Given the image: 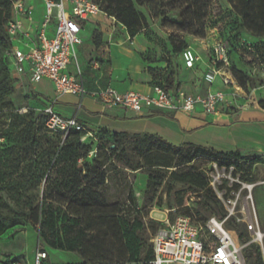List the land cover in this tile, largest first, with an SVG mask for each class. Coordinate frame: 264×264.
Masks as SVG:
<instances>
[{
    "label": "trees",
    "instance_id": "16d2710c",
    "mask_svg": "<svg viewBox=\"0 0 264 264\" xmlns=\"http://www.w3.org/2000/svg\"><path fill=\"white\" fill-rule=\"evenodd\" d=\"M16 1L25 2L0 0V115L12 108L9 98L15 92L11 61L6 56L10 47L6 26L12 19V8ZM213 1L96 0L108 17L114 18L126 29L130 38L150 32L148 19L139 9L145 11L149 19L160 21L162 27L171 31L169 46L159 39H149L161 44V61L165 63L155 68L152 76L157 69L168 65V57H179L182 50L187 48L184 47L185 37L205 36V25ZM236 1L242 19L252 30L253 36L263 38L264 0ZM95 42L99 46V42ZM255 48L254 54L258 57L262 51L259 47ZM231 62L235 81L246 89L251 79L233 66L232 56ZM259 108L264 111V100L259 103ZM46 121L47 116L41 111L36 113L28 109L24 114L11 113L7 127L0 131V139L5 143L3 153H16L18 157L23 152L24 156L33 152L36 171L39 169L38 174L41 172L37 179L44 181L41 205L30 203L28 214L0 213V237L6 233L9 224H30L37 228L41 251L47 255L48 249L76 254L80 264H149L153 258V248L144 252V241L139 235L145 224L139 217H133L140 207L134 200L128 201L125 206H112L107 200L108 174L111 167L117 168L116 162H124L123 169L137 171L147 168L151 171L146 186L148 190L156 192L164 179L181 185L183 189L175 191L170 209L182 210L184 215L190 211L189 198L199 193L209 196L221 211L217 217L220 220H224L227 213L212 194L205 167L215 163L219 168L241 173L264 162L258 157H243L239 152H218L194 144L175 146L156 135H131L107 129H99L94 135L80 122L84 130H71L63 135L50 131ZM48 133L51 137H47ZM88 133L92 134L86 138L89 143L82 141ZM129 144L136 146L143 164L134 166L118 153L120 149L125 153ZM170 190L172 192L173 188ZM226 224L228 228L232 227L239 242L246 245L243 251L245 263L264 264L259 248L249 243L247 234L240 231V226L230 218Z\"/></svg>",
    "mask_w": 264,
    "mask_h": 264
},
{
    "label": "rangeland",
    "instance_id": "374dc122",
    "mask_svg": "<svg viewBox=\"0 0 264 264\" xmlns=\"http://www.w3.org/2000/svg\"><path fill=\"white\" fill-rule=\"evenodd\" d=\"M234 1L215 0L211 18L207 20L205 27L210 22L208 27L214 32L208 34L212 39L232 37L237 43L245 42V46H242L240 51L234 50L231 54L233 66L237 70L246 73L251 79L246 89L241 88L243 93L240 94V98H243L245 104L252 108L260 109L259 103L264 100V37L257 38L253 36L252 30L242 19L241 12L237 8V1ZM25 3L35 5L37 15L43 12L42 0H25ZM139 10L147 17L150 25V32H142V34L148 39L164 41L169 46L171 31L162 27L160 21L149 19L148 14L142 9ZM104 24L115 36L126 32V29L114 18L107 17ZM219 25H223L226 29L224 31L213 30ZM93 37L98 42L102 41V34H99L97 30L94 31ZM206 38V33L201 38L185 37L186 45L184 47H192L201 55L203 60L207 61L211 42L207 41ZM255 47H259L262 51L259 54V59L254 54ZM171 65L177 76L186 82L182 84L183 90L188 93L204 94L206 92L202 80L203 64H199L200 66L195 71L189 72L184 70L179 57L172 56ZM36 92L43 95L53 93L52 88L47 84L35 85L28 83L24 85L20 80H15V92L9 98L12 108L5 110L0 115V131L7 127L11 113L24 114L28 109L38 113L42 110L36 107L37 103L30 102L37 100V97L34 96ZM26 94H29L30 97H27ZM81 108L77 107L76 112L78 114ZM97 133L94 132V135ZM129 134L146 135V133H140L139 131ZM47 137H51V134L48 133ZM84 141L87 142L88 140L85 139ZM4 148L5 143L0 139V213L3 215L28 214L30 203H33L34 206L41 205L44 192V181L37 179V175H41V172L38 174L39 169L36 171L35 154L30 152L24 156L23 152L17 157L16 153L13 155L3 153ZM126 149L125 153H122L121 149L118 152L121 153L123 159L130 160L134 166L138 163H144L143 158L137 154L135 145L129 144ZM122 163L124 162H116L117 168H114V166L110 168L111 171L108 174L109 179L105 190L106 197L112 206H125L128 201L134 200L136 205L140 207V211L134 214L133 217H139L145 224L144 229L139 233L144 241V252L153 248L152 240L156 232L164 226L163 221L166 219L170 224L175 223L180 218L190 219L196 223H205L212 216H220L219 207L215 206L209 196L203 193L189 198L188 207L190 211L188 214L184 215L182 210L170 209L172 208L175 191L183 189L181 185L172 184L171 181L164 179L163 185L157 188L156 192L148 190L146 186L151 171L147 168L137 171L123 169ZM205 171L210 181L212 194L226 213V208L235 207V215L230 219H233L240 226L242 233L247 234L249 243L259 248L264 261V162L253 166L247 172L241 173H235L233 169L219 168L215 163L207 165ZM47 173H49V170ZM170 187L173 188L172 192H170ZM232 193L235 195H232ZM219 194L222 195L225 201L233 199L235 204L225 207ZM254 213L257 215L263 235L262 244L254 243L253 237L248 232V225L251 223V217ZM238 220L240 221L238 222ZM229 229L232 231L231 226H229ZM38 238L37 228L30 224L24 222L9 224L6 233L0 237V264H35L36 254L40 249ZM47 252L49 255L45 264H71L77 259V256L72 253L52 249H48Z\"/></svg>",
    "mask_w": 264,
    "mask_h": 264
},
{
    "label": "built area",
    "instance_id": "2783aa9c",
    "mask_svg": "<svg viewBox=\"0 0 264 264\" xmlns=\"http://www.w3.org/2000/svg\"><path fill=\"white\" fill-rule=\"evenodd\" d=\"M45 15L35 33L32 29L33 5L24 1H16L12 8V19L6 26L10 47L6 56L10 59L12 69L17 75L25 76L30 84H38L44 80L54 86L55 99L64 95L79 98V107L83 100L90 95L103 105L121 107L135 113L157 109L162 111L193 115L196 112L205 116H217L226 109H231L243 93L235 81L232 72L231 54L240 51L245 42L237 43L232 37L227 39L210 38V22L205 27L206 39L209 44V59L203 60L201 55L192 47H187L179 55L184 70H194L198 64L204 65L203 83L208 90L204 93H188L183 90L184 83L172 68V57L163 69H157L152 76L153 95L146 96L134 92L119 93L111 87L89 93L85 87L78 65L76 74L68 72L73 60H76V49L82 44L80 33L83 25L104 15L101 5L96 0H42ZM215 0L213 1L214 5ZM212 5V7H213ZM211 7V14H212ZM211 14L210 17L211 18ZM24 22L28 23L27 29ZM54 26L53 36L48 29ZM226 27L219 25L213 30L224 31ZM252 50V49H250ZM259 59V56L257 57ZM220 86L215 91L210 90L215 84ZM239 110L249 109L248 104L237 105ZM47 116L46 126L50 131L67 135L71 130L82 131L84 127L78 121V112L67 119L58 115L53 106L40 110ZM92 136L88 133L82 139ZM92 152L91 154H93ZM232 195H235L232 193ZM225 204L234 205L233 199ZM227 217L220 220L210 217L205 223H196L190 219L180 218L170 224L166 219L153 240V258L149 264H246L242 245L236 234L227 227V220L235 215V207L226 208ZM240 220H238L239 222ZM248 232L253 242L263 243L257 215L251 217ZM48 258L46 252L37 251L35 264H44Z\"/></svg>",
    "mask_w": 264,
    "mask_h": 264
},
{
    "label": "crops",
    "instance_id": "0c3cea01",
    "mask_svg": "<svg viewBox=\"0 0 264 264\" xmlns=\"http://www.w3.org/2000/svg\"><path fill=\"white\" fill-rule=\"evenodd\" d=\"M42 10L43 12L37 15L34 5L35 25L31 30L32 33L36 32L43 21L44 4ZM105 21L107 17L99 15L83 25L80 33L82 44L77 47L76 60L72 61L68 72L75 75L78 65L89 93L111 87L119 93L134 92L146 96L153 95L152 71L165 64L161 61V44L155 40H149L144 34L134 38H130L127 32L115 36L109 28L107 29ZM27 27L28 23L24 22V28L27 29ZM96 30L102 34L99 46H96V40L93 37ZM48 34L53 36V25L49 27ZM199 66L198 64L197 68ZM196 69L186 71L192 72ZM11 77L14 80H20L24 85L29 83L25 76H19L13 70ZM42 83L49 85L53 93L43 95L36 92L34 96L37 100L30 102L37 103L36 107L39 109L53 106L54 111L63 118L73 117L79 106V98L64 95L56 100L53 84L44 80L35 85ZM219 86L220 84L217 83L210 90L215 91ZM205 89L208 90L206 85ZM26 96L30 97L29 94ZM238 97L239 100L233 108L226 109L217 116H205L199 112L186 115L157 109L135 113L121 107L103 105L88 95L83 100L78 121L92 132L99 129L126 133L139 131L159 136L175 146L194 144L218 152H239L243 157L264 159V111L251 106L247 110H239L237 105L245 101L240 98V95ZM71 264H80L78 257Z\"/></svg>",
    "mask_w": 264,
    "mask_h": 264
}]
</instances>
